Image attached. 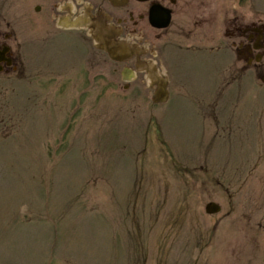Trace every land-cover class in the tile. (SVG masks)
<instances>
[{
	"label": "rangeland",
	"instance_id": "obj_1",
	"mask_svg": "<svg viewBox=\"0 0 264 264\" xmlns=\"http://www.w3.org/2000/svg\"><path fill=\"white\" fill-rule=\"evenodd\" d=\"M0 12L28 41L0 75V264H264V94L231 52L168 42L158 105L45 10Z\"/></svg>",
	"mask_w": 264,
	"mask_h": 264
},
{
	"label": "flooded vegetation",
	"instance_id": "obj_2",
	"mask_svg": "<svg viewBox=\"0 0 264 264\" xmlns=\"http://www.w3.org/2000/svg\"><path fill=\"white\" fill-rule=\"evenodd\" d=\"M38 6L47 22L60 31L81 32L87 47L94 37L107 48L114 39L136 48L124 69L139 70L143 60L157 58L173 42L179 50L209 44L227 47L235 56L236 71L252 89L264 93V0H0ZM112 28L108 29L107 25ZM47 30V28H46ZM17 22L0 12V74H17L22 47ZM83 34V35H84ZM114 41V47L107 45ZM213 46V47H214ZM101 53L104 50L98 49ZM144 66V65H143ZM142 67V66H141ZM47 69V67L45 68ZM55 80L53 82H58ZM83 82H88L84 79ZM264 243V241H263Z\"/></svg>",
	"mask_w": 264,
	"mask_h": 264
},
{
	"label": "bare ground",
	"instance_id": "obj_3",
	"mask_svg": "<svg viewBox=\"0 0 264 264\" xmlns=\"http://www.w3.org/2000/svg\"><path fill=\"white\" fill-rule=\"evenodd\" d=\"M112 25V24H111ZM111 25H107L108 27V29H110V28H112V26ZM121 50H124L125 52H127V49H131V47L130 46H127V48L126 47H124L123 46V43L121 44ZM135 50H136V48H135ZM136 52H137V50H136ZM130 55H134V51L133 50H131L130 51V53H129ZM145 64H149L148 66L147 65H145ZM144 65V66H143ZM141 66H143L142 67V71L144 72V75H145V79H147L148 81H149V83L151 82V81H153V80H155V79H158V78H160L161 76H160V74L157 72V71H155L153 68V65H152V62L150 61V60H147V59H144L143 60V64L142 65H140V67ZM163 77V76H162Z\"/></svg>",
	"mask_w": 264,
	"mask_h": 264
},
{
	"label": "water",
	"instance_id": "obj_4",
	"mask_svg": "<svg viewBox=\"0 0 264 264\" xmlns=\"http://www.w3.org/2000/svg\"><path fill=\"white\" fill-rule=\"evenodd\" d=\"M111 56L114 57L113 53H111ZM219 209L220 208L217 205H215L214 203H210L206 207V210L208 213H215V212L219 211Z\"/></svg>",
	"mask_w": 264,
	"mask_h": 264
}]
</instances>
